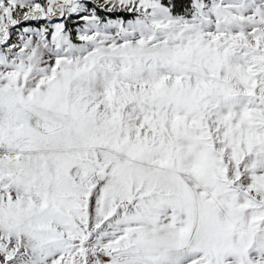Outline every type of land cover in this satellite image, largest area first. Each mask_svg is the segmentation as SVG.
<instances>
[{
	"label": "snow or ice",
	"instance_id": "1",
	"mask_svg": "<svg viewBox=\"0 0 264 264\" xmlns=\"http://www.w3.org/2000/svg\"><path fill=\"white\" fill-rule=\"evenodd\" d=\"M0 264H264V0H0Z\"/></svg>",
	"mask_w": 264,
	"mask_h": 264
}]
</instances>
